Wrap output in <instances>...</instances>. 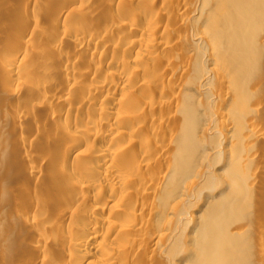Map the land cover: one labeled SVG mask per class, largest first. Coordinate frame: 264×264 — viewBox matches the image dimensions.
Wrapping results in <instances>:
<instances>
[{"label": "bare ground", "instance_id": "bare-ground-1", "mask_svg": "<svg viewBox=\"0 0 264 264\" xmlns=\"http://www.w3.org/2000/svg\"><path fill=\"white\" fill-rule=\"evenodd\" d=\"M0 264H264V0H0Z\"/></svg>", "mask_w": 264, "mask_h": 264}]
</instances>
